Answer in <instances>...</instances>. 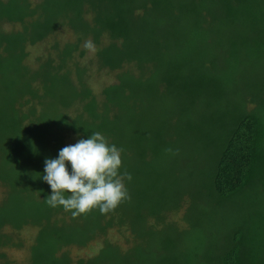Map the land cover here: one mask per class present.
<instances>
[{"label":"trees","instance_id":"1","mask_svg":"<svg viewBox=\"0 0 264 264\" xmlns=\"http://www.w3.org/2000/svg\"><path fill=\"white\" fill-rule=\"evenodd\" d=\"M95 132L130 198L72 218ZM0 264H264V0H0Z\"/></svg>","mask_w":264,"mask_h":264},{"label":"clouds","instance_id":"2","mask_svg":"<svg viewBox=\"0 0 264 264\" xmlns=\"http://www.w3.org/2000/svg\"><path fill=\"white\" fill-rule=\"evenodd\" d=\"M83 47L96 51L91 40L85 41ZM122 151L95 132L87 139L63 147L58 158L45 159L42 179L51 189L46 203L52 208L62 207L72 218L95 209L101 214L115 210L130 198L124 181H130L131 175L119 171Z\"/></svg>","mask_w":264,"mask_h":264},{"label":"rangeland","instance_id":"3","mask_svg":"<svg viewBox=\"0 0 264 264\" xmlns=\"http://www.w3.org/2000/svg\"><path fill=\"white\" fill-rule=\"evenodd\" d=\"M14 253H15V252H13V254H14ZM15 256H16L18 259L23 258L21 253H20V254H15Z\"/></svg>","mask_w":264,"mask_h":264}]
</instances>
